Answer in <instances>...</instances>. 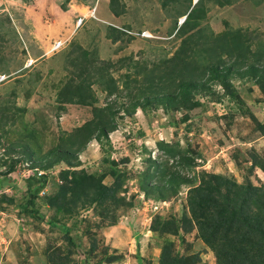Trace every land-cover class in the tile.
Instances as JSON below:
<instances>
[{"label": "rangeland", "instance_id": "obj_1", "mask_svg": "<svg viewBox=\"0 0 264 264\" xmlns=\"http://www.w3.org/2000/svg\"><path fill=\"white\" fill-rule=\"evenodd\" d=\"M69 1L0 0V75L8 76L0 82V109H23L13 119L0 118V264H218L189 209L191 190L202 175L221 183L208 174L246 190L255 187L248 190L253 204L245 209L259 211L256 221L263 233L243 226L239 232L248 235L241 243L220 245L225 253L230 246L239 250L242 255L236 259L242 264L264 262V246L257 250L256 245L264 243V79L243 74L247 64L257 63L252 55L244 64L224 58L227 65H234L229 76L236 91L233 97L211 84L210 91L193 92L199 104L191 110L174 106L164 110L151 102L144 110L121 114L107 141L87 143L77 152L75 167L60 162L45 169L46 194L34 193L37 182L22 176L21 165L31 162L40 168L50 160L42 156L57 145L59 136L92 117L89 106L57 102L59 89L70 77L79 81L78 68L71 63L80 61L77 47L89 51L91 58L111 61L108 73L115 79L129 72L148 83L162 74L165 68L160 62L179 47L175 30L193 3L168 0L162 6L163 0H126L134 2L129 30L149 31L152 38L127 34L115 44L106 36L107 25L89 17L93 24L81 29L85 47L73 40L38 61L32 22L45 29L51 17L43 13L47 4L49 11L56 4L66 11ZM72 1L92 4V0ZM204 5L208 8L202 21L204 34L240 30L250 50L258 54V64L264 65V0H231L223 7L204 0ZM59 13L65 20L67 14ZM203 55L199 52L196 58L201 62ZM91 88L96 105L104 106L101 86L93 83ZM125 92L116 106L138 96V84L131 82ZM23 149L32 153L31 158L23 155ZM13 162L14 171L3 174ZM82 175L88 181L93 177V185ZM170 176L182 180L169 181ZM100 180L110 192L98 199ZM224 185H219L222 193L227 192ZM62 186L66 190L61 194ZM214 195L221 199L217 192ZM240 236L225 238L220 231L218 240L227 243Z\"/></svg>", "mask_w": 264, "mask_h": 264}, {"label": "trees", "instance_id": "obj_2", "mask_svg": "<svg viewBox=\"0 0 264 264\" xmlns=\"http://www.w3.org/2000/svg\"><path fill=\"white\" fill-rule=\"evenodd\" d=\"M108 2L109 9L115 16L124 13L125 4L122 0H108ZM167 2L168 0H163L162 6ZM214 2L223 7L229 5L231 0H214ZM60 7L66 9L64 5ZM207 12L208 8L205 7L204 0H197L194 4L192 3L184 14L183 22L175 30V35H178L181 39L179 47L171 57L160 62L162 64L160 67L165 68L162 74H159L156 79L150 78L148 83H145L144 80L142 82L126 72L121 73L119 76L122 82L120 87L118 85L119 79H115L108 73L109 67L113 65L111 61L91 58L89 51L78 46L77 50L81 56L80 61L73 60L71 63L78 68V72L75 73L78 75L79 81L70 77L59 89L57 102L62 106L65 104L89 106L91 107L92 117L73 131L59 136L57 145L42 156L43 158L48 157L50 160L41 165L40 169L46 171L60 162L65 163L70 168L75 167L77 165V152L83 150L87 143L91 140H96L100 144L103 140L107 141L109 133L117 129V118L121 114L131 115L136 108L144 110L151 102L159 103L164 110L172 106L186 111L191 110L199 104L196 99H193V92L196 90L210 91L211 84L220 86L226 96L233 97L236 91L231 85L229 76L234 65H227L224 61L225 57L244 64L252 55L256 58L257 63L247 64L243 74H249L255 77L257 81L264 79V65L258 64V54L250 50L248 39L244 37L240 30L230 31L226 29L217 34L213 32H210L209 35L204 34L202 21L205 19ZM106 36L115 43L121 41L122 37L127 36V34L116 27L110 26L107 28ZM199 52L204 53L201 62L196 58ZM131 82L138 84L140 94L133 97L128 104L116 106L117 98L121 97L125 90L127 94ZM93 83L101 86L102 92L105 94L106 103L102 107L96 105L97 100L91 88ZM218 92L220 91L218 90ZM16 111H23V109L17 106L13 107V110L9 108L0 109V118L13 119ZM160 148L165 150L164 145H160ZM23 155L31 158L32 153L28 152L27 149H23ZM152 163L154 162L152 161ZM15 165L16 162L10 164L3 174L8 175L13 172ZM31 165L37 167L32 163ZM63 172L65 178L67 171ZM72 174L75 175L76 173ZM45 175L46 173L29 177L35 178L37 182L33 188L34 193L37 195H41V191L45 189ZM86 176L82 175L80 178L84 179ZM208 176L211 179L219 180L221 183L214 184L206 179L205 175H202L200 184L191 190L192 196L189 199L190 214L196 221L202 240L214 249L218 264H242L243 261L236 259V257L242 255L239 250L236 251L233 246H230L231 250L225 247L227 249L225 253L220 244H227L228 246V244L234 242L241 243L242 238L248 235L247 231L239 232L243 226L249 227L252 232L263 233L256 221L259 211L253 213L245 209L253 204L248 190L251 191L255 187L249 186L246 190L243 185L228 182L217 175L208 174ZM86 180L88 181V177ZM93 180V177H90L88 182L93 185ZM174 180L181 181L182 179L179 180L175 176L169 177V181ZM220 184H225L224 187L227 192H221ZM233 188L235 191L230 195ZM96 189L99 193L98 199L109 195V187L102 184L101 180L96 183ZM65 190L66 187L62 186L60 193L62 194ZM237 191H245L246 194L244 195L243 192V194L235 193ZM215 192L221 195V199L214 195ZM33 197L31 196V200H29L30 204H33ZM49 202L54 203L55 201L49 198ZM220 231L224 233L225 238L229 235L232 237L233 234L236 237L241 236L237 240L226 243L227 240H218ZM218 241L221 242L218 243ZM256 245L257 250H259L264 246V243L257 242ZM250 264H264V262L255 263L252 260Z\"/></svg>", "mask_w": 264, "mask_h": 264}, {"label": "crops", "instance_id": "obj_3", "mask_svg": "<svg viewBox=\"0 0 264 264\" xmlns=\"http://www.w3.org/2000/svg\"><path fill=\"white\" fill-rule=\"evenodd\" d=\"M103 1V5L100 6V2ZM35 4L38 2V0H34ZM125 4V11L123 14L119 16H115L109 9V2L108 0H92V4H86V3H76L72 0H70L66 6L68 10L62 11V9L56 4V9L54 8V11H49V5L43 9V13L46 15L50 14V22L49 25L46 26V28H39V25H37L36 21L32 22V36L34 38V51L36 52V59L41 60L43 56H46L48 53L47 51L50 48L51 40L52 38L57 37L58 39L66 38L69 42L75 40L78 42L81 46H84V39H82L81 35V29L84 25L93 24L92 21L89 18L90 10L95 7L94 14L97 17V19H94L96 21H100V23H105L107 26L104 28L107 30L108 27L116 25L121 26V23L126 26L124 28L129 29L128 25L130 22L133 21V15L132 11L134 10L133 7H130L134 4V2L127 3L126 0L122 1ZM87 10V14L82 13V9ZM131 8V9H130ZM49 9V10H48ZM138 10V7L137 9ZM65 13L66 18L65 20L59 19V12ZM48 13V14H47ZM80 15H86V20L82 27L78 28L77 30H74V20L76 17ZM121 21V22H120ZM89 22V24H87ZM112 24V25H111ZM132 24V23H130ZM70 25V26H69ZM115 27V26H113ZM133 31V30H132ZM133 40V37H130V40ZM57 40V39H55ZM108 40H110L108 38ZM111 41V40H110ZM120 41L115 42L117 44ZM109 50V49H108ZM107 51V50H106ZM38 53V54H37ZM31 57V56H30ZM35 59V58H34ZM33 60V58H32ZM34 61V60H33ZM38 64V63H37ZM43 80V79H41Z\"/></svg>", "mask_w": 264, "mask_h": 264}, {"label": "built area", "instance_id": "obj_4", "mask_svg": "<svg viewBox=\"0 0 264 264\" xmlns=\"http://www.w3.org/2000/svg\"><path fill=\"white\" fill-rule=\"evenodd\" d=\"M197 0H193V3H195ZM94 10H95V7H93L91 10H90V13H89V17L92 18V19H97V17L95 16L94 14ZM86 15H80L78 17H76V19L74 20V30H77L78 28L82 27V25L84 24L85 20H86ZM184 16L181 18V20L179 21L178 25H180L183 20H184ZM115 26L117 29L125 32L126 34H129V35H138L140 37H143V38H152L153 35L149 32V31H146V30H141V31H132V30H129V29H126V28H123V27H120V26H116V25H113ZM68 39L66 38H61V39H58V40H55L51 43L50 45V48L47 52H57L61 49H63L67 44H68ZM32 62V59H29L27 61L26 64L30 65V63ZM8 76L7 75H0V82L1 81H4ZM217 89L222 92V88L220 86H217ZM22 167V176L24 178H29L31 176H34L35 174L37 175H41V174H45L46 171L40 169L39 167H33L31 165V162H25L24 164L21 165ZM45 193V189L43 191H41L40 194H44Z\"/></svg>", "mask_w": 264, "mask_h": 264}, {"label": "water", "instance_id": "obj_5", "mask_svg": "<svg viewBox=\"0 0 264 264\" xmlns=\"http://www.w3.org/2000/svg\"><path fill=\"white\" fill-rule=\"evenodd\" d=\"M194 4V3H193Z\"/></svg>", "mask_w": 264, "mask_h": 264}]
</instances>
